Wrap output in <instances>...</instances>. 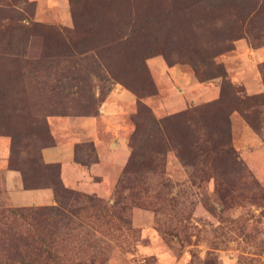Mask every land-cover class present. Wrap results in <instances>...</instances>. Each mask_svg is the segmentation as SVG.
Returning a JSON list of instances; mask_svg holds the SVG:
<instances>
[{
	"label": "rangeland",
	"instance_id": "374dc122",
	"mask_svg": "<svg viewBox=\"0 0 264 264\" xmlns=\"http://www.w3.org/2000/svg\"><path fill=\"white\" fill-rule=\"evenodd\" d=\"M71 1L73 9L69 0H0V138L13 140L12 165L28 170L34 146L47 143L45 130L42 141L34 138L43 127L36 113L57 97L68 115L46 120L64 158L74 138L67 117H96V135L78 124L76 136L81 156H93L92 143L98 162L69 186L99 197L113 215L88 208L74 217L78 227L62 229L55 242L63 264H264V106L248 112L257 131L230 114L229 159L213 164L198 156L186 164L168 146L162 160L128 175L115 203L137 101L160 118L223 92L234 96L224 82L240 95L264 90L260 57L251 50L264 46V0ZM41 25L70 34H41ZM221 35L229 47L216 59L224 76L205 60ZM90 55L108 63V73L79 70ZM53 84L59 89L50 90ZM94 102L97 113L78 114ZM210 120L221 128L220 116ZM2 171L0 212L17 207ZM22 228L19 218L0 213V264H39L26 254Z\"/></svg>",
	"mask_w": 264,
	"mask_h": 264
},
{
	"label": "trees",
	"instance_id": "16d2710c",
	"mask_svg": "<svg viewBox=\"0 0 264 264\" xmlns=\"http://www.w3.org/2000/svg\"><path fill=\"white\" fill-rule=\"evenodd\" d=\"M69 4L70 8L73 9L71 0H69ZM37 27L36 31L41 34L55 33L58 37L65 36V33L70 34L67 32L68 30H65V32L63 29L54 30L52 27L43 25ZM74 32L79 35L76 21ZM227 39L226 35L219 36L205 58V60L207 59L206 65L215 69L218 76L226 74L223 65L216 59L219 55L229 50L228 44L224 43ZM58 59H60V56ZM84 59L86 62L79 64V70L85 69L98 77L102 76L101 72L105 71L108 73L107 68H110V66L105 61L102 62L103 64L98 63L92 55L86 56ZM258 66L264 85V60ZM194 72L197 75L199 70L194 67ZM72 79L79 80L77 76L72 77ZM224 86L231 89L234 96L228 97L229 95L223 92L215 101L190 106L160 118H156L148 107L137 101V111L132 115L134 128L128 140L130 153L123 169L122 177L117 180L115 194L118 193V198L115 199V203L118 202L120 197L119 187H123V182L127 180L128 175L139 173L148 164L147 162L153 160V158L162 160L168 146H171L176 155L186 164H195L198 156L203 157L204 160L211 158V163L213 164L229 159L234 154V149L231 146L229 119L232 112L240 113L253 129L258 130L254 123L255 119L251 120L248 112L264 106V90L246 96L240 95L231 81L224 82ZM49 87L50 90L59 89L56 84L49 85ZM60 98L57 97V101L48 103L44 110L36 113H41L39 116L42 119L44 129L39 126L38 130L33 133L34 138L42 141V137L38 133L41 130H45L49 145L42 143L39 146H34L35 151L31 154L29 169L25 170L23 167L13 166V159L9 157V154L7 157L8 169L20 172L24 189L49 187L53 192L54 203L39 206L6 207L0 212L3 217L13 216V218L17 217L22 221L21 235L26 236L23 243L24 249L26 254L31 253L32 261H37L39 264H63L57 253L55 242L59 238L62 229L78 227L79 224L75 223L78 221L74 217L79 215L81 211L90 208L95 213L103 212L100 217L113 215L111 210L109 211L108 205L99 197L82 193L77 189L66 186L61 179L60 164L58 162H46L42 157V149L55 144L53 135L49 130L48 120H46L47 117L51 115H68L65 112L66 105L63 104ZM97 105V102L83 105L78 108V114H95L98 112ZM68 112L71 113V107H69ZM212 116H220L222 118L219 130L211 125L210 119ZM81 145V142H77L74 145V161L83 167H89L98 162V154L93 144L90 143L93 153L91 158H88L87 155L81 156L78 149ZM11 152H14L13 140L12 142L10 141L9 146V153L11 154ZM6 238L9 240L13 239ZM19 239H22V237L19 236Z\"/></svg>",
	"mask_w": 264,
	"mask_h": 264
},
{
	"label": "crops",
	"instance_id": "0c3cea01",
	"mask_svg": "<svg viewBox=\"0 0 264 264\" xmlns=\"http://www.w3.org/2000/svg\"><path fill=\"white\" fill-rule=\"evenodd\" d=\"M256 55H259L260 59L258 62L264 60V46L258 49H251ZM263 58V59H262ZM260 89V88H259ZM72 117L68 116L66 119V126L68 127V133L72 134L73 141L68 144V155L67 158L63 157V146L59 144H54L42 149V157L45 158V154L48 155V160L46 162H58L60 164V175L63 183L69 186V182H74L77 176H82V174H87L91 167H83L74 161V145L77 142H82L83 138L77 137V126L80 124L81 128H84V135H96V117H75L74 121ZM66 131V132H67ZM69 133V134H70ZM2 138V137H1ZM0 138V169L3 170L4 176L6 178V185L10 196V202L14 206H30V205H49L53 204V192L49 187L36 188V189H24L22 185L21 174L17 170L8 169L7 167V157L9 154V141H3ZM89 138V137H87ZM94 139V137L92 138ZM89 140V139H86ZM71 175V178L68 175ZM67 177V180H66ZM74 189V188H73ZM42 196H48V199L44 202L41 201ZM12 197L20 201H13Z\"/></svg>",
	"mask_w": 264,
	"mask_h": 264
}]
</instances>
